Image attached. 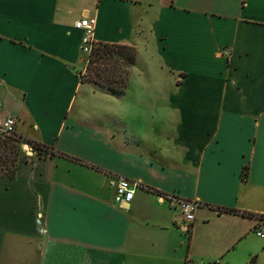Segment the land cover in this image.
Here are the masks:
<instances>
[{"label": "crops", "instance_id": "0c3cea01", "mask_svg": "<svg viewBox=\"0 0 264 264\" xmlns=\"http://www.w3.org/2000/svg\"><path fill=\"white\" fill-rule=\"evenodd\" d=\"M80 17L135 49L122 92L81 80ZM8 117L53 154L0 176V264H264V0H0ZM110 177L141 187L117 205Z\"/></svg>", "mask_w": 264, "mask_h": 264}, {"label": "built area", "instance_id": "2783aa9c", "mask_svg": "<svg viewBox=\"0 0 264 264\" xmlns=\"http://www.w3.org/2000/svg\"><path fill=\"white\" fill-rule=\"evenodd\" d=\"M96 20L94 17H80L73 22V28L81 32L80 52L84 56L85 64L89 61V55L95 45L94 29ZM15 118L8 117L0 121V134L11 135L15 132ZM108 185L113 190V202L117 205L129 203L136 189L141 187L136 180H129L124 177H110ZM167 205L174 209L179 216V220L185 224H191L194 221L196 210L201 203L196 199L182 198L173 194L161 196ZM257 226L253 232L264 240V215L257 216Z\"/></svg>", "mask_w": 264, "mask_h": 264}, {"label": "trees", "instance_id": "16d2710c", "mask_svg": "<svg viewBox=\"0 0 264 264\" xmlns=\"http://www.w3.org/2000/svg\"><path fill=\"white\" fill-rule=\"evenodd\" d=\"M114 49H116L114 51ZM119 54L122 56V62L125 66L129 67L133 64L135 59V49L127 45H117V44H107V43H95L92 51L89 55V61L86 64L85 70L90 69V65L95 60L103 58L102 56L110 54ZM123 75H119V81L113 80L109 82L108 79H100L98 76L89 78L88 81H92L101 86H105L116 92H122L125 84V79L127 75V69L121 72ZM81 80L83 81V74H81ZM28 144L33 150L37 152L40 156L52 155V150L49 146L42 145L39 142L27 140L23 136L14 132L11 135H1L0 136V176L13 177L16 169L17 157L22 150V145ZM247 168L243 169L242 177H246ZM227 211H233L232 209H226Z\"/></svg>", "mask_w": 264, "mask_h": 264}, {"label": "rangeland", "instance_id": "374dc122", "mask_svg": "<svg viewBox=\"0 0 264 264\" xmlns=\"http://www.w3.org/2000/svg\"><path fill=\"white\" fill-rule=\"evenodd\" d=\"M152 48V45L150 46ZM116 49H114L115 51ZM150 50V49H149ZM139 53L137 56V63L139 68L144 67L147 63L149 66H155V58H148L145 50L139 48ZM103 58L95 60L91 63L90 69L85 70L83 73V81H88L89 78L98 76L101 80L104 78L108 79L109 82L113 80L119 81V75L121 72L128 70V66H125V63L122 62V56L116 53L102 56ZM82 64V62H81ZM83 66V64H82ZM85 66V65H84ZM136 77V76H134ZM155 82H162V79L159 76H155Z\"/></svg>", "mask_w": 264, "mask_h": 264}, {"label": "water", "instance_id": "95a60500", "mask_svg": "<svg viewBox=\"0 0 264 264\" xmlns=\"http://www.w3.org/2000/svg\"><path fill=\"white\" fill-rule=\"evenodd\" d=\"M23 147H24L23 149L26 150V151H27V149L30 148V146L28 144H24Z\"/></svg>", "mask_w": 264, "mask_h": 264}]
</instances>
